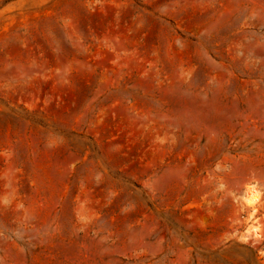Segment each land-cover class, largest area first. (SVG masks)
I'll list each match as a JSON object with an SVG mask.
<instances>
[{
  "label": "rangeland",
  "instance_id": "374dc122",
  "mask_svg": "<svg viewBox=\"0 0 264 264\" xmlns=\"http://www.w3.org/2000/svg\"><path fill=\"white\" fill-rule=\"evenodd\" d=\"M0 264H264V0H0Z\"/></svg>",
  "mask_w": 264,
  "mask_h": 264
},
{
  "label": "bare ground",
  "instance_id": "6f19581e",
  "mask_svg": "<svg viewBox=\"0 0 264 264\" xmlns=\"http://www.w3.org/2000/svg\"><path fill=\"white\" fill-rule=\"evenodd\" d=\"M258 196L255 194V192L249 191L248 194L245 196V203L248 206H256L259 202L258 200ZM256 213V208H253L251 216H253ZM258 221V220H256ZM253 223V222H252ZM256 224H258L256 222ZM263 226H261L262 228ZM248 232L252 235V236H256V237H262L260 236V234H262V230L258 227V226H250ZM257 239V238H256Z\"/></svg>",
  "mask_w": 264,
  "mask_h": 264
}]
</instances>
